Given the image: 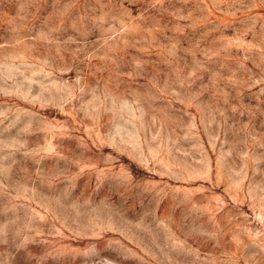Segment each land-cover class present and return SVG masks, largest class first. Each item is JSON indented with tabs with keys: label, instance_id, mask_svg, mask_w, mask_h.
Returning a JSON list of instances; mask_svg holds the SVG:
<instances>
[{
	"label": "rangeland",
	"instance_id": "1",
	"mask_svg": "<svg viewBox=\"0 0 264 264\" xmlns=\"http://www.w3.org/2000/svg\"><path fill=\"white\" fill-rule=\"evenodd\" d=\"M0 264H264V0H0Z\"/></svg>",
	"mask_w": 264,
	"mask_h": 264
}]
</instances>
